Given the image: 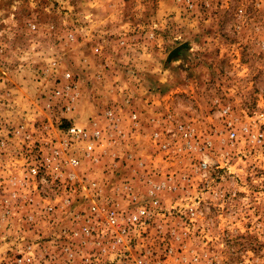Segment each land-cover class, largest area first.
<instances>
[{
    "label": "rangeland",
    "instance_id": "rangeland-1",
    "mask_svg": "<svg viewBox=\"0 0 264 264\" xmlns=\"http://www.w3.org/2000/svg\"><path fill=\"white\" fill-rule=\"evenodd\" d=\"M139 258L264 264V0H0V264Z\"/></svg>",
    "mask_w": 264,
    "mask_h": 264
},
{
    "label": "built area",
    "instance_id": "built-area-1",
    "mask_svg": "<svg viewBox=\"0 0 264 264\" xmlns=\"http://www.w3.org/2000/svg\"><path fill=\"white\" fill-rule=\"evenodd\" d=\"M69 133L71 135H75L77 137H86L87 135H89L82 127H77V126H71L69 128ZM99 135V131L95 130L93 131L92 135H89V136H93V137H97ZM93 139H96V138H93ZM92 150V144H88L87 147H86V151L87 153H90ZM54 153L56 155L59 154L58 151H54ZM61 162H64L66 164H68V166H71V167H76L79 163V159L77 156L75 155H72L70 156L69 158H67L66 160L65 159H62L60 161ZM37 169L35 167H32L30 168V171L33 173V172H37L36 171ZM75 177V174H73L72 172L69 173L68 175V178L71 180ZM159 187V186H157ZM92 215H94V217H99L98 215L100 213L103 212L104 216H106V224L107 226H109L110 229H112L116 235L114 238V241L112 239V242L111 244H109L110 246H117L118 243H121L122 242V236L125 235L126 231H127V227L125 226H122V221L123 219V214L122 213H119L118 211H116L115 209L113 208H97L95 206H93L91 209H90ZM146 213V209L144 207H141L138 211V213H133L131 215H129L126 220L128 221H132V220H135L138 218V216H143L144 214ZM88 217L83 221L81 227H82V233L84 234H90V227H93L91 225H89L90 223H88ZM86 260H88L86 258ZM143 259L142 258H139L138 259V262L140 264L143 263ZM85 264H89L88 262L85 263ZM156 264H160V262L158 261Z\"/></svg>",
    "mask_w": 264,
    "mask_h": 264
}]
</instances>
